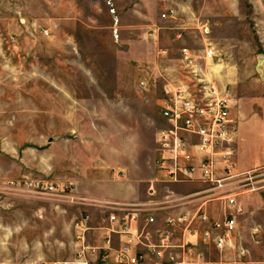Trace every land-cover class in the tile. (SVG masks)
<instances>
[{"label":"rangeland","instance_id":"obj_1","mask_svg":"<svg viewBox=\"0 0 264 264\" xmlns=\"http://www.w3.org/2000/svg\"><path fill=\"white\" fill-rule=\"evenodd\" d=\"M207 43L216 54L210 62ZM182 47L198 70L232 87V159L238 169L259 164L251 173L261 187L239 188L231 244L218 250L200 235L183 243L177 229L169 257L175 264H264V0H0V264H77L74 222L87 212V243L101 244L107 212L30 184L68 181L81 197L117 199L126 193L117 182L147 177L164 85L181 78ZM154 185L155 195L135 201L160 207L167 196L192 191ZM102 254L86 257L117 264Z\"/></svg>","mask_w":264,"mask_h":264},{"label":"built area","instance_id":"obj_2","mask_svg":"<svg viewBox=\"0 0 264 264\" xmlns=\"http://www.w3.org/2000/svg\"><path fill=\"white\" fill-rule=\"evenodd\" d=\"M168 11L161 16H171V10ZM202 27L207 32L206 23ZM180 54L181 78L164 85L165 97L159 110L161 125L156 130L153 163L163 174L162 182H198L204 188L186 195H169L162 202L165 205L158 207L153 206V202L81 197L68 181L32 182L30 185L41 194L67 198L107 212L102 244L96 247L87 243L90 212L75 219L77 264H90L86 257L89 250L95 254L102 250V260L118 264H175L169 257L168 248L177 229L182 232L183 243L186 235H200L205 243L223 250L237 230L236 215L241 211L237 196L242 192L239 188L245 186L247 191H253L261 187L254 185L257 182L253 180L257 174L251 173L254 170L237 171L232 160L236 139L231 117L235 101L232 87L219 84L198 70L188 47H182ZM215 55L214 47L207 43L203 59L210 62ZM140 85L145 87L146 84L141 81ZM116 176L123 178L124 173L117 172ZM149 191L151 196L156 193L153 186ZM200 199L204 201L194 209L170 213L164 227L156 226L157 210L187 206ZM213 200L220 202L221 217H213L204 208L206 202ZM115 235L118 243L113 242ZM195 256L200 258L201 254Z\"/></svg>","mask_w":264,"mask_h":264},{"label":"crops","instance_id":"obj_3","mask_svg":"<svg viewBox=\"0 0 264 264\" xmlns=\"http://www.w3.org/2000/svg\"><path fill=\"white\" fill-rule=\"evenodd\" d=\"M163 13V12H162ZM166 16H169V15H166ZM240 113H242L243 114V112L242 111H240ZM235 129H236V139H235V144H234V152H235V149H236V141H237V137H238V132H237V126H236V124H235ZM155 136H156V134H155ZM233 160V159H232ZM235 160H233V162H234ZM261 163V162H260ZM257 165H259V164H256V165H252V166H250V167H243V168H241V169H238V168H236V166H235V162H234V166H235V169L237 170V171H246V170H255V169H257V168H255ZM143 176H144V172H143ZM162 177H163V174L160 172V171H158L156 168H155V166H154V163H153V161L150 163V165H149V169H148V173H147V177H144V178H140V179H134V180H132V181H121V182H117L116 184H118L119 186H122V187H125V194L124 195H122L121 197H119V198H117V199H107V198H92V199H106V200H118V201H135L136 199H139V197H141L142 195L144 196L145 194L146 195H149V187L150 186H153L154 187V189H155V191H156V188H155V182H161L160 180L162 179ZM141 183H144L145 184V189L144 190H141L140 189V185H141ZM170 184H173V185H175V186H183V185H186V187H189V188H191V189H189V190H192L191 191V193H193V192H195L194 191V189H196L197 188V186H199V188H201L202 187V183H198V182H169ZM204 186V185H203ZM194 187H196V188H194ZM75 189V188H74ZM253 191H255V190H253ZM84 193H86L87 195H90V194H88V190H87V187H86V189H85V192ZM187 193H185V194H179V195H186ZM189 194V193H188ZM90 196H92V195H90ZM93 197V196H92ZM254 197V196H253ZM88 198H90V197H88ZM141 202H143L142 200H140ZM240 203V202H239ZM197 206V204L195 205V204H193V206H189V205H187V206H181V207H177V208H175V209H168V210H165V213L164 214H162L161 212H158L157 211V213H156V216H157V224H156V226L157 227H160V228H162V227H164L165 226V218L170 214V213H178V212H180L181 210H183V209H194L195 207ZM241 206V205H240ZM186 207V208H185ZM219 208H214L213 210H212V212L211 211H209V210H207L208 212H209V214L210 215H212L213 217H215V218H218L217 216H216V214H217V212H218V210H220V204H219V206H218ZM205 209H206V207H204ZM167 209V208H166ZM104 212V211H103ZM158 214H162L163 215V217L162 218H160L159 216H158ZM104 220V222H105V219H103ZM143 222V221H142ZM141 222V223H142ZM105 225H106V222H105ZM156 226H153V228L155 229V227ZM93 227L91 226V229H92ZM90 229V230H91ZM153 229V230H154ZM179 230V229H178ZM237 231V230H236ZM179 232L181 233V235H182V232L179 230ZM104 235V234H103ZM88 236V235H87ZM189 235H186L185 237H188ZM195 236H197V235H193V236H191L190 235V238H192V237H195ZM157 237V236H156ZM155 237V238H156ZM119 238L121 239V236H119ZM102 239H103V236H102ZM232 240V239H231ZM113 242L114 243H118V236L117 235H115V237H114V239H113ZM101 244H102V240H101ZM231 244V243H230ZM112 261V260H111ZM114 262V261H113ZM118 264V263H117Z\"/></svg>","mask_w":264,"mask_h":264}]
</instances>
